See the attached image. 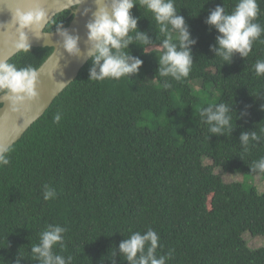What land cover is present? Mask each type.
Here are the masks:
<instances>
[{"label":"trees","instance_id":"trees-1","mask_svg":"<svg viewBox=\"0 0 264 264\" xmlns=\"http://www.w3.org/2000/svg\"><path fill=\"white\" fill-rule=\"evenodd\" d=\"M237 2L175 0L197 41L187 78L159 77L162 49L155 46L145 52L143 45L129 46L143 60L129 79L89 80L90 60L4 154L0 264H16L18 253L20 264H38L30 248L49 224L67 229L63 247L54 251L72 256V264H126L119 244L149 228L160 238L156 256L166 264H264V247L250 249L244 240L246 233L264 238V190L225 184L215 174L264 178L251 172L264 157V134L247 152L239 139L264 128V76L254 69L264 59V36L248 57L237 54L230 65L209 50L218 35L205 23L210 11L224 6L230 14ZM257 2L256 22L264 27V0ZM132 15L156 44L164 38L151 13L134 7ZM71 19L70 12L61 13L45 32L65 29ZM51 54L50 48H30L8 63L37 70ZM165 79L171 88L162 86ZM221 102L233 105L231 135H211L199 118L203 108ZM242 111L248 115L235 120ZM44 185L55 189V199L44 200Z\"/></svg>","mask_w":264,"mask_h":264},{"label":"clouds","instance_id":"clouds-1","mask_svg":"<svg viewBox=\"0 0 264 264\" xmlns=\"http://www.w3.org/2000/svg\"><path fill=\"white\" fill-rule=\"evenodd\" d=\"M96 11L86 24L87 56L91 59L89 80L103 81L106 79L120 80L137 76L143 65V60L131 54L130 45H143L145 48L155 46L162 49L158 58V75L171 78L177 82L187 78L192 70V47L197 41L192 38L188 24L179 14L175 0H94ZM76 9L82 0H70ZM151 13L158 31L164 38L156 44L147 32L138 29V18L132 15V9ZM90 9H85L83 15H88ZM260 8L257 0H238L229 14L224 6H217L211 10L205 23L210 29H215V44L210 51L225 64H231L237 54L245 59L252 52L255 41L264 36V27L257 23ZM18 27L17 50L30 51L29 33L39 36L49 23L48 13L42 6L41 0H32L28 9L17 10L12 20ZM57 33L62 38L64 51L71 57H80V37L72 35L62 25L57 26ZM264 42V41H261ZM258 77L264 76V59H258L254 65ZM39 74L31 66L18 68L13 63L0 62V99L10 102L14 109L32 101L37 96ZM171 88L167 79L162 85ZM250 106H245L248 108ZM233 105L221 102L203 108L199 118L207 125L211 135H231L233 127ZM264 111V105L261 106ZM236 115V114H235ZM247 111L236 115V119L247 116ZM57 114L54 122H59ZM264 134V128L257 132H242L240 142L245 152L254 141H259ZM209 138V137H208ZM8 158L0 154V166L7 165ZM251 172L264 173V157L255 162ZM45 201L56 198V191L49 185L43 186ZM67 229L58 224H49L40 233L39 242L30 248V253L38 264H72V256L57 254L54 249L63 241ZM159 236L151 228L146 232H133L119 244V252L126 264H166V257L157 258ZM115 256V252L112 253ZM24 259L18 253L16 264ZM113 264L115 262L113 261Z\"/></svg>","mask_w":264,"mask_h":264},{"label":"water","instance_id":"water-1","mask_svg":"<svg viewBox=\"0 0 264 264\" xmlns=\"http://www.w3.org/2000/svg\"><path fill=\"white\" fill-rule=\"evenodd\" d=\"M48 13L49 23L64 12H70L71 22L65 28L72 35L80 37V57H71L63 49L62 38L56 33H47L45 29L37 35L29 33V42L33 49L50 48L52 54L37 69L39 82L37 96L34 100L14 109L9 101L0 99V154H5L21 140L23 135L50 108L54 100L79 75L81 69L91 60L87 56L86 24L96 11L94 0H82L76 9L70 0H41ZM32 0H0V62H8L21 52L15 47L18 33L13 20L17 10L28 9ZM85 9H90L88 15H83Z\"/></svg>","mask_w":264,"mask_h":264},{"label":"rangeland","instance_id":"rangeland-1","mask_svg":"<svg viewBox=\"0 0 264 264\" xmlns=\"http://www.w3.org/2000/svg\"><path fill=\"white\" fill-rule=\"evenodd\" d=\"M196 90L199 89V86H195ZM205 165H211V161L204 160ZM215 174L219 175L222 181L225 184L240 183L244 184L247 188L254 186L259 193H262L264 190V178L261 176H249L241 174H225L220 169H215ZM244 240L250 249H259L264 247V238L252 237L250 234L246 233L244 235Z\"/></svg>","mask_w":264,"mask_h":264}]
</instances>
